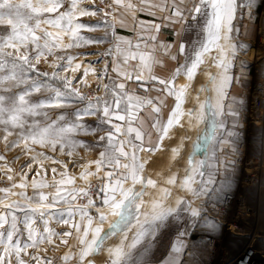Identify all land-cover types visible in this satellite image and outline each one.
Instances as JSON below:
<instances>
[{
    "label": "snow or ice",
    "instance_id": "snow-or-ice-1",
    "mask_svg": "<svg viewBox=\"0 0 264 264\" xmlns=\"http://www.w3.org/2000/svg\"><path fill=\"white\" fill-rule=\"evenodd\" d=\"M181 4L184 5L183 8L175 0L171 4L164 0L159 4H142L137 7L131 2L125 4L122 3V0H115L113 5L114 7H123L131 13L133 19L138 12L146 10L149 15L155 17L156 11L151 9H156L160 13L168 12L167 19L172 23L187 21L185 12L190 15L193 22L203 21V23L193 24L192 27H197L205 33V39L200 42L199 49L194 50L191 54L186 53L184 44L179 45V55L184 57V62L176 69L171 80H157L155 76L151 75L153 57L144 52H131V41L121 42L126 44L127 48H122L121 43L116 45L115 51L117 54L123 55L125 64L129 58L135 59L139 55L140 72L135 76L137 83L141 86L144 85L145 78L142 73L146 70L149 73L148 80L161 86L157 91H166L168 95H175V107L172 109L171 115L167 117V124L162 126L165 135L168 134L169 128L174 123H180V118L184 115L188 116L190 124L192 117L195 116L196 125L193 126H197L199 122L207 119L206 108H213L214 116L223 114L227 89L238 79L229 75V71L239 53L248 48L245 44L238 45L232 37L233 21L237 9L243 7L250 9L248 0L240 4L237 3V0H181ZM62 6L63 0H0V25L11 28L10 33L0 36V129L4 133L5 148L18 147L23 142V148L33 153L30 156L32 162L41 166L45 160L53 164H61V161L53 159L44 152L36 151L29 142L31 145H40L51 149L52 152H56L59 145V150L62 153L65 148L74 149L78 144L89 147L87 143L77 141L72 135L76 132L87 133L89 131V127L81 123L80 113H83L85 117H97L99 124L96 129H91V131L95 132L105 125L110 126V131L106 135L100 136L96 142V145L102 147L103 150L99 152V159L91 162L95 165V172L86 170L81 173L79 179L85 182L83 186L76 184L75 177L65 178L66 173H62L60 180H56L55 176L47 182L43 179L39 181L33 179L31 187L38 193L34 196H28L24 191L13 193L9 188L0 189V192L5 194L18 195L23 198V201L16 200L6 203L5 207L15 205L28 210L24 220L26 237L24 231L18 227V217L14 213L10 218L7 215H0V264H53L51 258L39 254L33 255L29 249L35 252L45 244L53 245L54 237L59 238L65 246H69L70 238H72L75 241L72 247L79 249L75 253L77 264H93L86 258L90 254L101 251L108 236L120 235L112 232L105 234L104 224L109 215L114 217L113 222L108 224L109 229L123 226V235L118 243L115 247L107 249L109 256H114L111 259V264H121V258L126 249L140 244L151 225L156 221L164 220L176 210L178 205L183 203L181 198H176L175 207H171L165 206L155 199L149 201L144 199L148 193L147 186L155 188L156 182L147 179V186L145 185L141 177L144 163H137L135 152L137 149L142 152L151 151V149L141 146L144 143V138L141 132L131 125L135 119V110L145 103L152 104V100L129 95L125 83H118L115 80L103 85L104 96L85 95L78 87L74 86V81L78 78L60 75V70L76 72L81 69L82 65L76 63L75 55L57 56L56 50L79 46L75 41L92 42L91 40L84 41L83 37L79 36V30L85 25L79 23L76 17L77 15L94 14L82 7L78 0H70L66 11H60ZM208 9L211 11L209 12ZM140 25L142 30H155L157 33L162 27L161 24L145 21H140ZM181 30L187 31L189 28L182 24ZM65 36L70 38L68 43L64 42ZM103 39L105 37L96 38V42ZM148 39L156 41L157 35H149ZM136 48L139 49L140 45L137 44ZM109 51L111 52V50ZM213 51L216 53L215 56L211 55ZM48 56L55 57L51 64L53 69L51 74L47 71H40L38 68L42 60L47 61ZM206 56L210 57L217 69L214 75H209L210 88L207 89L209 95L205 97L203 103H200L199 96H197L195 103L199 107L194 106L185 113L181 106L184 102L185 92L190 85L184 84L177 89L173 81L183 74L191 82L196 75L197 68L204 64ZM65 59L66 63L58 62ZM172 59L175 60L176 57L173 56ZM241 63L243 64V62ZM113 64V71L117 73L118 77H123L126 81L132 80L131 73L116 65L115 61ZM90 69V65L83 69L84 77L88 76ZM105 75H107V69H105ZM81 83L87 85L88 81L83 79ZM145 90L147 91V89ZM199 91L204 92L205 89L202 87ZM34 94H38L36 100L33 99ZM125 102L126 106H124ZM73 105H79L75 108V120H70L73 115L71 112L60 115L55 120H50L49 113L46 111L48 108L69 109ZM153 111L159 113L160 109L154 107ZM229 114L237 115L231 106H229ZM37 117H42L43 122ZM113 120L126 122L128 126L125 128L120 123H113ZM223 126L221 121L219 127ZM152 127L160 131L161 122L157 120ZM132 133H135V140L140 141V145L129 139ZM13 135H15V139L10 141L9 136ZM234 135L235 133H229L230 137ZM121 137L124 138L120 139ZM163 138L161 137V139ZM105 140H107V144L102 143ZM125 145L132 150L131 164L121 163V158H129V153L125 151ZM172 151L177 154L176 148H173ZM68 155L71 156L72 152L69 151ZM5 159L4 155H0V162ZM74 162L78 163V161ZM188 164L191 175H187L180 187L187 189L192 196H196L197 190L191 185L198 166L191 159ZM25 166L29 171H34L31 163L21 167ZM84 167L87 169L88 165ZM105 168H111L112 171L104 172ZM41 170L43 169L41 168ZM56 171V167H53L52 172ZM185 171L187 173L188 169ZM4 172L8 180L12 181L13 175L9 174L12 169L5 167ZM26 175V173H21V177ZM114 176L118 178L113 184ZM90 177L98 178L101 184L94 186ZM105 179L108 180V183H103ZM168 183L175 184V177L168 180ZM67 185H72V187L69 189L66 187ZM137 185H139V190H137ZM16 187L21 190L27 188V181L22 178L19 185L13 184V188ZM53 188L55 191H49L47 195L41 191ZM94 191L103 194L102 207L96 206V202L92 198ZM164 194L165 196L169 195L167 190ZM81 199L86 200L87 203H76ZM57 204L67 207L66 209H57L60 212L58 217L54 214L48 219H44L48 210L55 208ZM92 209H95L96 216L90 214ZM132 209L137 214L133 217L134 224L127 215V212ZM192 210L195 214V210ZM65 212L67 218H65ZM37 214L44 221L42 233L35 227L33 217ZM52 219H56V223L62 222L67 225L68 230L56 231L49 227ZM172 251L178 252L180 248L173 245ZM69 258V255L65 254L63 260L67 261Z\"/></svg>",
    "mask_w": 264,
    "mask_h": 264
},
{
    "label": "rangeland",
    "instance_id": "rangeland-1",
    "mask_svg": "<svg viewBox=\"0 0 264 264\" xmlns=\"http://www.w3.org/2000/svg\"><path fill=\"white\" fill-rule=\"evenodd\" d=\"M78 2L90 13H94L76 17L79 23L85 25L79 30V36L83 37L84 41L91 40L92 42L75 41L79 46L56 50L57 56L75 55L76 63L82 65L81 69L76 72L60 70V75L78 78L75 79L74 86L80 90L94 83L97 85V96H104L103 85L112 80L116 81L112 71L114 64L111 61L116 41L113 10L112 13H106L103 10L102 0H78ZM69 3L70 0H63L60 11H66ZM237 3H245V0H237ZM248 4L250 9L248 7L237 9L233 21L232 37L234 42L238 45L245 44L248 48L239 53L229 71V75L238 79L227 89L230 93L224 101L223 114L208 116L210 112L206 108L207 119L203 124H200L202 121L199 122L197 126H193L196 125L195 116L192 117L190 124L188 116L184 115L180 118L179 124L174 123L170 127L159 147L151 148V151H140L137 163H144L141 177L143 180L146 179L145 184H147V179L156 182L155 188L152 189L149 188L151 186L146 185L148 193L144 199L152 200L156 192V200L160 199L159 201L165 206L175 207L176 198H181L183 203L166 217L167 220L157 221V232L159 233L157 237L146 236L140 244L126 249L121 258V264H227L244 249L250 248L259 250L254 253L256 258L264 255V0H248ZM195 23H203V21H191L189 24L187 50L189 54L199 49L200 42L206 36L199 28L192 27ZM10 32V26L0 25V36ZM99 37H105V39L96 42V38ZM63 39L65 43H68L70 38L65 36ZM212 54L215 56V51ZM54 59V56H48L47 61L42 60L38 65L39 70L51 74L53 71L51 64ZM205 61L197 68L193 82L189 83L187 78H180L181 84L190 85L185 92L183 102V105H187L188 100L190 105L184 111L185 113L194 106L199 107L195 101L194 104L191 101L192 96L194 98L196 95L199 96L195 93L200 94V88H206L199 98L202 103L203 99L209 95L207 91L210 88L209 75H214L217 69L210 57L206 56ZM58 62L66 63V59ZM89 65L95 71L90 69L88 76L84 77L83 69ZM105 69H107V75H105ZM83 79L88 81L87 85L81 83ZM188 92H193V94L191 93V96L187 97ZM37 95L34 94V100L37 99ZM230 102L234 105L232 108L236 111V116L229 114ZM77 107L79 105H73L69 109L48 108L46 111L49 113L50 120H55L58 116L69 112L73 113L70 120H75V108ZM79 115L82 117L81 123L89 127V131L87 133L76 132L72 135L77 141L87 143L89 147L78 144L74 149L65 148L62 153L59 150V145L56 152H52L51 149L40 145H31L29 142L36 151L44 152L53 159L61 161V164H53L45 160L41 166L32 162L30 156L33 153L23 148V142L18 147L6 149L4 133L0 129V155H4L6 158L5 161L0 162V189L9 188L13 193L24 191L26 195L34 196L38 193L31 187L33 179L38 181L43 179L47 182L55 176L56 180H60L62 173H66L65 178L71 177V175L77 177L78 171L85 169L86 154L94 152V160H96L102 149L96 145V142L100 136L104 135V132L108 131L109 126L105 125L93 132L91 129H96L99 124L97 117H85L83 113ZM37 119H41L43 122L42 117H37ZM221 121L223 127H219ZM204 126H207L206 130ZM229 133H235V135L231 136L229 141H225L224 138H228ZM13 139H15V135L9 136L10 141ZM102 143L107 144V140ZM173 148L177 149V154L173 153ZM69 151L72 152L71 156L68 155ZM190 159L198 166L191 185L197 190L196 196H192L191 192L180 187L187 175H191L188 164ZM74 161H78V163ZM29 163L32 164L34 171H29L26 166L21 167ZM5 167L12 169V172L9 173L13 175L12 181L8 180L4 172ZM53 167L57 169L55 173L52 172ZM186 169H188L187 173ZM22 172L27 175L21 177ZM38 173L40 174L38 175ZM203 175L205 178L201 183L200 179ZM173 177H175L176 183L169 184L168 180ZM22 178L27 181L28 187L23 190L18 187L13 188V184L19 185ZM91 183L95 186L101 184V181L94 179ZM165 190L169 193L168 196H165ZM41 191L47 195L49 191L54 192L55 189ZM98 195L99 193L96 191L92 193L93 198ZM227 196L233 199L225 207L223 202ZM16 200L23 201V198L0 192V202H2L0 203V215H7L10 218L14 213L18 217V227L24 231L26 237L24 220L28 210L15 205L5 207L6 203ZM167 201L173 203L170 204ZM192 209L195 210V214ZM96 215L95 212L94 216ZM127 215L134 224L133 217L137 215L135 210L127 212ZM33 218L35 227L42 233L44 221L40 219L39 214ZM113 220L114 217L109 215L105 221V234L112 232L120 235L108 236L101 251L90 254L86 258L93 264H111V259L114 258V256H109L107 249L115 247L118 243L123 235V226L109 229L108 224ZM39 223H41L42 229L39 228ZM182 230L185 235L180 236L179 233ZM53 239L57 240L56 237ZM173 245L180 248V251L173 252ZM54 247V244H45L35 252L32 249H29V252L33 255L47 256L52 261L56 260L55 264H58L60 252Z\"/></svg>",
    "mask_w": 264,
    "mask_h": 264
},
{
    "label": "crops",
    "instance_id": "crops-1",
    "mask_svg": "<svg viewBox=\"0 0 264 264\" xmlns=\"http://www.w3.org/2000/svg\"><path fill=\"white\" fill-rule=\"evenodd\" d=\"M113 5L115 4V0H112ZM133 3L137 5V7H140L143 5H152V4H159L164 2V0H122V3ZM169 4L173 2V0H167ZM175 2L183 8V4H181V0H175ZM152 11H156V16L153 17L148 14V11L138 12L136 14L135 19H133L131 13L127 12L123 7H114L113 6V26L116 28L115 33V45L112 51L111 61L116 62V65L122 67L125 71L132 74V80H125L123 77H118L117 73L113 71V76L116 77V82L118 83H125L126 85V91L129 95L133 96H139L141 98L150 99L152 100V104H143L138 109L135 110L136 115L135 119L132 122V127L139 130L144 138V143L141 145L142 147L146 149H154L159 147L162 142L164 141L161 139V137H164L165 134L162 131V126L167 124V117L171 115L172 109L175 107L176 99L175 95H168L166 91H157L161 86L158 83H153L151 80H148L149 73L145 70L142 75L145 78V83L143 86L141 84L137 83L135 80V76L138 72H140L139 64V55L136 56L135 59L129 58L127 63H124V57L123 55H119L116 53L115 48L117 43H121L122 41H131V49L130 51L133 53H139L144 52L153 57V62L151 64V75L155 76L157 80L159 79H168L171 80L173 78V75L178 67H180L181 64L184 62V57L182 55H179V45L184 44L185 50L187 53L188 50V31H182V24L185 27L189 28V24L192 21L190 15L185 12L184 15L188 18L187 21L178 22V23H172L170 22L167 17L169 16L168 12L160 13L156 9H151ZM211 11V9H209ZM140 21L145 22H151L156 24H161V30L159 33L155 32V30L147 31L142 30ZM180 33V35H177ZM149 35H157L156 41H151L148 39ZM139 44L140 48L137 49L136 45ZM122 48H127L126 44L121 43ZM175 56L176 59H172V57ZM114 66V65H113ZM112 66V67H113ZM180 78H187L186 75H180L175 78L173 81L174 86L178 89L181 84ZM147 89V91L145 90ZM230 91H227V95H229ZM188 97V95H187ZM205 97V96H204ZM200 98V97H199ZM230 99V96H229ZM200 100V99H199ZM204 100V99H203ZM189 101L187 100V105L189 106ZM194 104V103H193ZM231 104V107L234 106L233 103ZM187 105L182 104V109L185 111V109L188 108ZM126 106V102L125 105ZM187 106V107H185ZM159 108L160 112L156 113L153 111V108ZM209 112H213V108H208ZM124 114V113H121ZM213 114V113H212ZM89 117V116H86ZM159 120L161 122V130L157 131L155 128L152 127L153 124L156 123V121ZM113 123H120L125 128H127L126 122L121 121H115L113 120ZM170 130V129H169ZM108 131H110V126L108 127ZM104 132V135L108 132ZM169 132V131H168ZM124 137H121L120 139H123ZM134 143L137 145H140V141L135 140V133H132L129 137ZM225 141H229L230 136L228 138H224ZM103 150V149H101ZM125 151L129 153V158H121V163H129L131 164L132 161L130 159L132 155V150L127 145H125ZM140 151L137 149L135 152V156L137 158L140 157ZM97 159H99V154L97 155ZM94 161V152L91 154H86V159L84 161L85 165H88V168L83 169L81 171H78L76 174L77 177L71 175V177L76 178V184L78 186H83L84 181L80 180L79 177L82 172L92 171L95 172L94 164L91 162ZM84 165V166H85ZM104 172L112 171L111 168H105L103 170ZM215 171V170H214ZM118 177H113L112 183L114 184L115 179ZM205 176L200 179V182L202 183L204 181ZM90 181L92 182L94 179H98L96 177H90ZM213 182V181H212ZM103 183H108V180L105 179ZM67 188H71L72 185H67ZM93 198V197H92ZM102 198L103 194L99 193L98 197L93 198L96 202L97 207H102ZM76 203L85 204L87 203L86 200L81 199L76 201ZM66 205L63 204H57L55 208L48 210V212L45 214V219H48L49 216H53L55 214L56 217L60 215V212L57 211V209H66ZM91 215L94 216L95 209L91 210ZM65 218H67L66 212H65ZM167 220V218H165ZM49 227L56 231H67L68 226L61 223H56V219H52ZM39 228H41V223H39ZM42 229V228H41ZM183 231V232H182ZM181 233H179L180 236L185 235L184 230H182ZM159 233L157 232V221L155 224L151 225L148 228V231L146 232V236L149 237H157ZM75 241L70 238V244L69 246H65L59 238H57L56 241H54V248L55 250H58L60 252V257L58 258V264H75L77 263L75 253L79 251L77 248H73L72 244H74ZM141 243V242H140ZM65 254L69 255V260L64 261L63 257Z\"/></svg>",
    "mask_w": 264,
    "mask_h": 264
},
{
    "label": "built area",
    "instance_id": "built-area-1",
    "mask_svg": "<svg viewBox=\"0 0 264 264\" xmlns=\"http://www.w3.org/2000/svg\"><path fill=\"white\" fill-rule=\"evenodd\" d=\"M102 2H103V5H104L103 6V10H105L106 13H112V10H113V8H112V0H102ZM80 91L83 94H85V95H89V96L95 97V96H97V85L92 83L89 86H85ZM232 199H233L232 197L227 196L226 199L223 202L224 206L227 207L231 203ZM234 225L237 226L236 224H234ZM257 251H259V250L253 249V248L244 249L242 252H243V254L244 253H246V254H244V258L242 260L237 259V258H239V256H236L234 258H236L238 260V262L241 263V264H264V262L262 263L259 259H255L254 257L250 260V262H248L249 257H252L253 254L256 253ZM234 260H232V261H234ZM55 263H56V260H53V264H55Z\"/></svg>",
    "mask_w": 264,
    "mask_h": 264
},
{
    "label": "bare ground",
    "instance_id": "bare-ground-1",
    "mask_svg": "<svg viewBox=\"0 0 264 264\" xmlns=\"http://www.w3.org/2000/svg\"><path fill=\"white\" fill-rule=\"evenodd\" d=\"M213 52H214V51H213ZM212 56H213V54H212ZM205 62H206V61H205ZM194 77H196V76H194ZM194 77H193V79H194ZM191 82H193V80H192ZM191 82H189V83H191ZM196 84H197V83H196ZM205 89H206V88H205ZM192 90H193V89H192ZM191 93L193 94V92H191ZM191 93L188 92L189 95H188V94H187V95H188V96H191ZM195 94H198L199 97H201L202 92H201L200 94H199V93H195ZM204 96H205V95H204ZM195 97H197V95H196ZM194 101H195V98L192 96V101H191L192 104L194 103ZM185 103H186V101H185ZM200 103H202V100H200ZM188 104H189V103H188ZM187 106H188V105H187ZM187 106H185V107H187ZM189 106H190V105H189ZM185 111H186V109H185ZM213 111H214V109H213ZM208 113H209V112H208ZM212 113H213V112H210V113L208 114V116L212 115ZM183 117H184V116H183ZM211 118H212V117H211ZM211 118H210V119H211ZM194 120H195V119H194ZM203 122H204V121H202V123H200V124H203ZM206 124H207V123H206ZM204 128H205V130H206V129H207V126H206V127L204 126ZM169 129H170V128H169ZM154 168H155V167H154ZM145 180H146V179H145ZM145 180H144V183H145ZM145 185H147V184H145ZM178 185H179V184H178ZM171 187H172V186H171ZM149 188L152 189L153 187H149ZM137 190H139V185H137ZM153 190H155V189H153ZM153 190H152V191H153ZM172 190H173V189H172ZM150 191H151V190H150ZM157 191H158V190H157ZM175 191H176V190H175ZM170 192H171V191H170ZM180 192H181V191H180ZM156 194H157V193L155 192L154 195H153V197H154L153 199H155V200L157 199ZM172 194H173V193H172ZM172 194H171V195H172ZM155 197H156V198H155ZM158 198H159V197H158ZM147 200H149V199H147ZM150 200H151V199H150ZM159 200H160V199H159ZM159 200H158V201H159ZM167 202H170V201H167ZM171 203H173V202L171 201L170 204H171ZM166 205H167V204H166ZM171 206H172V205H171ZM244 254H246V253H244ZM244 254H243V252L240 253V254L238 255L239 258H237V259L242 260V259L244 258ZM253 257H254L255 259H259L262 263L264 262V255H262V256L256 258V257H255V254H253L252 257H249L248 262H250V260H251ZM234 259H235V260H234ZM237 259H236V258H233L232 260H234V261L231 260V261H229L227 264H241V263L238 262Z\"/></svg>",
    "mask_w": 264,
    "mask_h": 264
}]
</instances>
